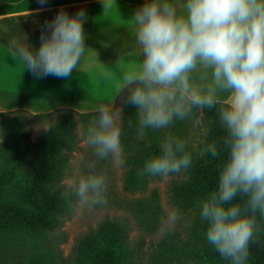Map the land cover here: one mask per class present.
I'll return each mask as SVG.
<instances>
[{"label": "clouds", "instance_id": "9594fccd", "mask_svg": "<svg viewBox=\"0 0 264 264\" xmlns=\"http://www.w3.org/2000/svg\"><path fill=\"white\" fill-rule=\"evenodd\" d=\"M84 16L83 10L73 17L61 11L47 25L51 35H42L38 52L13 41L17 55L38 76L71 75L87 51ZM133 20L139 70L125 74L114 99L95 109L99 116L81 135L82 146L97 159L85 161L87 172L66 180L67 189L88 208L107 204V170L97 163L109 157L114 167L126 163L123 108L115 104L125 90L124 103L137 108L139 140L146 130L168 129L189 118L193 109H216L226 134L201 155L215 159L225 151L227 158L217 190L199 205L200 219L207 222L208 243L223 259L247 264L260 231L257 214L264 217V0H183L179 12L168 0H148ZM127 123L131 128L132 121ZM39 127L52 130L47 122ZM188 144L166 135L160 153L145 162L137 178L166 180L187 170L194 159ZM181 219L178 210H169L161 225L172 230Z\"/></svg>", "mask_w": 264, "mask_h": 264}, {"label": "trees", "instance_id": "16d2710c", "mask_svg": "<svg viewBox=\"0 0 264 264\" xmlns=\"http://www.w3.org/2000/svg\"><path fill=\"white\" fill-rule=\"evenodd\" d=\"M89 0H38L39 10L10 16L0 4V41L15 51L12 33L4 27L16 26L18 21L42 19L41 36L51 35L47 25L61 12L70 17L83 10V29H93L95 10ZM143 3L146 0H126ZM15 28V27H14ZM13 28V32H14ZM17 42V41H15ZM18 43V42H17ZM19 44V43H18ZM127 91L119 96L124 112L122 137L127 170L126 188L135 192L146 187L151 176L137 178L145 162L160 153V144L171 134L188 140V150L194 153L193 163L186 178L172 183V199L183 211L190 212L192 221L183 235L170 230L160 242L158 253L150 264H231L223 259L206 239L207 222L200 219V203L218 188V175L227 153L217 158L201 152L209 143L225 136L216 109H193L189 118L176 121L170 128L146 130L144 140L137 139V108L124 103ZM98 113V112H97ZM80 113L72 108L34 114L26 109L0 113V264H54L55 250L50 235L60 217L71 212L77 197L64 190L62 179L70 164L67 153L78 147L76 128L78 116L97 114ZM55 115L50 131L43 130L36 140L32 138L29 122L32 118L43 121ZM199 117L204 126V139L195 144L192 133ZM128 120L132 127H128ZM259 233L250 246L247 264H264V217L257 214ZM138 251L128 239L125 224L119 218L107 217L79 240L76 264H137Z\"/></svg>", "mask_w": 264, "mask_h": 264}, {"label": "rangeland", "instance_id": "374dc122", "mask_svg": "<svg viewBox=\"0 0 264 264\" xmlns=\"http://www.w3.org/2000/svg\"><path fill=\"white\" fill-rule=\"evenodd\" d=\"M91 1L92 0L86 2ZM17 23L16 26L4 27V31L12 33L10 39H14L19 44L26 43L31 51L34 53L38 52L42 44V19H26L18 21ZM9 56L18 55H16L13 50L5 47L0 41V77L2 78L4 76L3 78H6V75H9L5 79L8 83L12 76L17 75L19 77V70L16 69L13 59L9 58ZM13 71H15V73ZM12 72L14 75L11 76L10 74H13ZM16 77V81L14 78L13 79L14 82L18 84V78ZM1 82H3V80ZM12 82L10 81V85ZM94 84L95 83H91L92 88ZM6 85L8 84H2V88L4 89ZM13 86L19 87V85L15 84ZM97 86H94V88H98ZM103 86L105 85H102V87ZM18 87L16 89H18ZM11 92H14V90H11ZM67 93L68 92L63 90L59 95H63L64 98H66ZM91 93L93 98L96 92ZM88 94L90 93H87L85 96H88ZM96 95H99V93L97 92ZM92 98L90 97V100H92ZM96 99L102 100V97L98 96L93 100ZM116 105L123 108L124 116L125 107L120 98ZM95 115L98 117L99 113ZM93 117L94 115L87 118L81 115L78 116V124L75 131L78 147L75 151L67 153L70 170L62 179L64 190H68L65 183L66 180L87 172L84 166L85 161L97 159L92 155L91 149L82 146L81 134L86 132L87 126ZM54 120L55 115L43 121L32 118L29 122L32 138L36 140L43 131V129L39 127L43 122H47L51 126ZM204 134V126L199 117L192 133V140L195 144L202 143ZM1 140L2 136L0 130V141ZM97 168L107 170L108 202L106 205L88 208L87 206L81 205L77 198L72 211L60 217L59 223L54 227L50 235L51 245L55 250L54 264H76L79 240L107 217L119 218L125 224L128 232V239L132 245L136 246L138 251L137 264H150L158 253L161 240L165 236V233L170 231L165 230L161 225V219L166 218L169 210H178L182 217L172 230H178L183 235L187 232L189 226L185 227V224L191 223L192 215L190 212L181 210L175 204L172 199L171 190L172 183L175 180L186 178L187 174L185 170H182L178 174L170 175L166 180L159 176L153 177L145 188L131 192L126 188L124 182V175L127 170L125 164L120 168L114 167L109 157L108 159L98 161Z\"/></svg>", "mask_w": 264, "mask_h": 264}, {"label": "crops", "instance_id": "0c3cea01", "mask_svg": "<svg viewBox=\"0 0 264 264\" xmlns=\"http://www.w3.org/2000/svg\"><path fill=\"white\" fill-rule=\"evenodd\" d=\"M146 2H148V0H146L143 3H132L126 0H92L90 3H92L94 7L95 16H94L92 31L89 33L84 32L85 47L87 49L85 57L80 62L81 65L78 66L76 69H73L71 75L67 77H57L54 75H52L53 76L52 77L51 75H48L49 77H52L53 80L55 81L53 85L51 84L53 80L49 79L48 76H38L34 74L30 69H28L19 56H9V58L13 59L15 63V67L17 70H19V73L23 74L22 76L19 74V78L23 80V78L25 77L27 78L29 76L27 78V81H29L28 79L32 77L33 81L34 79L40 81H42L43 79V83L46 82L48 84V85L46 84L45 87L43 86L44 84L41 85L44 88V90H42L43 94L44 92L46 93L45 95L52 93V95H48V99L49 96H51V98L55 97L53 95V92L54 90L57 91V89L55 88L57 87V83L61 91L64 90L66 92L69 91L67 89H70L69 91L70 95L69 93L68 95L66 94L67 95L66 98H64L63 95H58L59 97L58 98L55 97V99L53 100H51V98L47 100L46 98L47 101H44L45 98H43L44 102H39V99L42 98H38V102H37V100L32 99L33 96H31L30 98L29 94H31L30 93L31 91L32 93H34L33 95H35L34 96L35 98L36 96L40 97V94L36 93V89L38 86H36L35 90L33 89L34 92L31 89L33 85L32 86L29 85L31 87L27 86L29 87L30 91L28 88L24 89L27 84V82L26 83L24 82L26 81L24 79L22 81L23 84L21 80L18 81L20 83L19 88L21 84L24 85L25 83V86L22 87L21 92L29 91V94L24 93L23 95V92L22 93L19 92L17 94L15 93V95H12V93H10L9 96V93L7 91L9 89L4 88L6 90V94L8 95L5 96V92L2 88V84L0 81V95H1L0 113L3 111L26 109L34 114H38V113L53 112L59 108H72L84 114V113L95 112V109L101 104H109L114 99L116 92L122 83L124 75L139 70V65L141 63L142 57H141L140 49L136 44V38L134 35L135 21L133 20V18L137 13V11L140 10L145 5ZM168 2L173 3L176 6L178 12L182 9L183 0H168ZM0 4L7 11V14L10 16L33 13L39 10L38 0H0ZM4 46L7 47L6 45ZM14 52L16 53V51ZM46 77H47V81L46 79L44 81V78ZM85 77L91 79L85 81V83L83 81L81 82L77 81ZM93 79L94 80L99 79L100 82L101 83L103 82L105 86L102 90V93L99 94V97H102V100L96 99L92 101L90 100L89 102V100L85 99V97L83 96H85L87 92L91 93V91H94L92 87L90 88L91 84H88L89 81H92ZM196 79L198 82L203 83L199 75L196 76ZM37 82L36 85H38L39 83ZM100 82L98 81L96 83H99L100 85L101 84ZM49 83L52 85V88L53 87L55 88V89L53 88L54 90L53 89L50 90L51 85ZM28 84H32V83H28ZM69 84L70 87L68 86L67 88V85ZM47 86L49 87L48 93L46 91ZM97 87L99 89H102V87L100 86ZM86 89H88L89 91L87 90L86 92L85 91ZM71 90H74L75 92L78 91L80 94L84 92L83 93L84 95L80 96L79 94H77L78 92L75 94ZM71 92H73L74 95H77L76 97H79V99L78 98L74 99L75 96ZM120 95L121 93L117 95L115 99V104L117 103ZM42 96L47 97L44 95ZM80 97H82V99H80Z\"/></svg>", "mask_w": 264, "mask_h": 264}, {"label": "bare ground", "instance_id": "6f19581e", "mask_svg": "<svg viewBox=\"0 0 264 264\" xmlns=\"http://www.w3.org/2000/svg\"><path fill=\"white\" fill-rule=\"evenodd\" d=\"M13 72L15 73V71H13ZM13 72H12V73H13ZM14 73H13V74H10V75L12 76V75H14ZM19 74H20V73H19ZM20 75L22 76L23 74H20ZM7 76H9V75H6V78H7ZM16 76H17V75L12 76L11 80L9 79V83L5 80L6 78H3L4 76L0 79V81L3 80V82H1L2 84H8V85H6V87H4V88H5V89H9V90H7L8 93H9V96H10V93H12V95H15V92H16V94H17V92H18V93H19V92H20V93L23 92V95H24V93L29 94V91H30L29 87H31V86L33 85V86H32L33 88L31 87L32 91L34 92L36 86H38L37 89H36V93L40 94V97H37V96H36V98H35V97H34L35 95H33L34 93H32L31 91H30L31 94H29L30 96H29V95H26V96H29L30 98H31V96H33L34 98L32 97V99L37 100V102H38V98H42V99H39V102H44V101H47V100H49V99L51 98V96H49V99H48V95H52V93H50V94H48V95H45V94H46L45 92H44V94L42 93V92H43L42 90H44V88H43L41 85L44 84L43 86L45 87V85L47 84L46 82H45L46 84L43 83V79H42V81H40V80H35V79H34V81H33L32 77H31L30 79H28L29 81H27V78H28L29 76H28L27 78L25 77V78H23V80H24V79L26 80V81H24L25 83H26V82H27V84H28V83H32V84H28V85L26 84V86H25V83H24V85H22V84H23V82H22L23 80H22L21 78H19L18 76H17V77H16ZM24 76H25V75H24ZM24 76H23V77H24ZM51 76H52V75H51ZM15 77L19 79L18 81L21 80V82H22V84L20 85V88H19L18 86H13L14 84H15V85H19V84H20L18 81H17L18 84H16V82H14ZM48 77H49V76H48ZM52 77H53V76H52ZM52 77H49V79H52V80H53ZM13 78H14V79H13ZM96 78H97V77H96ZM31 79H32V80H31ZM45 79H46V81H47V77L44 78V81H45ZM83 79H86V80H83ZM83 79H79V80H77V81H80V82L83 81V82L85 83V81H88V80H90L91 78L88 79V78L85 77V78H83ZM16 80H17V79H15V81H16ZM30 80H31V81H30ZM55 80H56V78H55ZM10 81H11V82L13 81L12 83H14V84L11 83V85H10ZM37 81H38L39 83H38ZM48 81H51V80H48ZM95 81H96V82H98V81L100 82L99 79H98V80H97V79H95V80L93 79L92 81H89L88 84H91L92 82L94 83ZM101 81H102V80H101ZM36 82L38 83V85H36ZM41 82H42V84H41ZM54 82H55V81L53 80V82H52L51 84L53 85ZM90 82H91V83H90ZM96 82H95V84H97L98 86L102 87L101 84H103V82H102V83L100 82V83H101L100 85H99V83H96ZM39 84H40V87H39ZM49 84H50V83H49ZM51 84H50V85H51ZM55 84H56V83H55ZM95 84H94V86L96 87L97 85H95ZM9 85H10V87H9ZM29 85H31V86H29ZM47 85H48V84H47ZM52 85L50 86V87H51L50 90H52V89L54 88V87L52 88ZM92 85H93V84H92ZM103 85H104V84H103ZM23 86H25L24 89L28 88L29 91H28V89H27L28 92H26V91H22V92H21ZM27 86H29V87H27ZM68 86L70 87V84L67 85V88H68ZM94 86H93V88H94ZM8 87H9V88H8ZM14 87H15V89L18 87V89L15 90ZM41 87H42V88H41ZM57 87H58V88H57ZM57 87H55V88L57 89V91H59V93H60V92L62 93V91L59 89L60 87L58 86V83H57ZM10 88H12V89H10ZM40 88H41V89H40ZM55 88H54V89H55ZM90 88H91V86H90ZM103 88H104V86L102 87V89L94 88V89H93L94 91H91V92H96V93H97V91H98L99 94H101ZM5 89H3V90H4V92H5V96H6L7 94H6V90H5ZM24 89H23V90H24ZM33 89H34V90H33ZM48 89H49V87L47 86V90H46L47 93H48ZM54 89H53V90H54ZM71 89H72V88H71ZM97 89H99V90H97ZM3 90H2V91H3ZM11 90H12V91L14 90V92H10ZM18 90H19V91H18ZM39 90H41V91H39ZM67 90L70 91V89H67ZM87 90H88V89H86L85 91L87 92ZM37 91H39V92H37ZM57 91L54 90L53 95H54L55 97L58 98V97H59V96H58L59 93H57ZM69 91H66V92H68L69 95H70V92H69ZM71 91H73L75 94L78 92V91L75 92L74 90H71ZM83 91H84V90H83ZM88 91H89V90H88ZM40 92H41L42 94H41ZM51 92H52V91H51ZM73 92H71V93L73 94ZM81 92H82V90H81ZM86 92H85V94H86ZM68 93H67V95H68ZM83 93H84V92H82V93L80 94V93L78 92L77 94H79V95L81 96V95H84ZM87 93H88V92H87ZM96 93L94 94L93 98H92V93L88 94V96H83V97H85L86 99H88L89 102H90V97H91L92 100H93L94 98H96V97L99 96V95H96ZM2 94H3V93H2ZM55 94H57V95H55ZM12 95H11V96H12ZM42 95L47 96V97H43ZM73 95H74V94H73ZM0 96H1V95H0ZM7 96H8V95H7ZM38 96H39V95H38ZM41 96H42V97H41ZM74 96H75V97H74ZM74 96H72V97H74V99H77V98L79 99V97H76L77 95H74ZM100 96H101V95H100ZM55 97H54V98H51V100L55 99ZM43 98H45V100H44ZM46 98H47V100H46ZM80 99H82V97H80ZM43 100H44V101H43ZM92 100H91V101H92Z\"/></svg>", "mask_w": 264, "mask_h": 264}]
</instances>
